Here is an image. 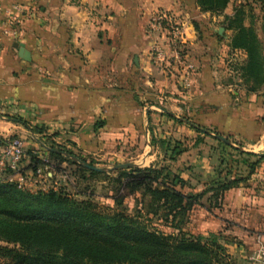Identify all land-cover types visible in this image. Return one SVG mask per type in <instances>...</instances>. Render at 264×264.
<instances>
[{
  "label": "crops",
  "instance_id": "crops-1",
  "mask_svg": "<svg viewBox=\"0 0 264 264\" xmlns=\"http://www.w3.org/2000/svg\"><path fill=\"white\" fill-rule=\"evenodd\" d=\"M14 6L29 15L23 13L10 28L15 36L2 22ZM158 11L177 18L187 48L180 62L158 63L151 54L156 38L147 24ZM232 13H202L196 0H0V117L11 116L8 107L2 112L4 105H19L20 118L47 131L87 128L93 135L88 143L99 150L112 142L157 149L150 133L188 138L195 134L185 123L189 120L231 135L235 145L230 146L262 154L264 118L255 98L264 99V86L246 94L220 78L223 71L238 75L235 69L246 58L244 51L229 47L231 31L222 21ZM255 30L261 37L260 27ZM14 45H22L28 61ZM234 57H240L239 67L233 66ZM97 121L102 124L94 130ZM19 130L21 125L0 118L1 136L14 137ZM257 243L264 244L258 240L254 247Z\"/></svg>",
  "mask_w": 264,
  "mask_h": 264
},
{
  "label": "trees",
  "instance_id": "trees-1",
  "mask_svg": "<svg viewBox=\"0 0 264 264\" xmlns=\"http://www.w3.org/2000/svg\"><path fill=\"white\" fill-rule=\"evenodd\" d=\"M242 2L244 5L234 7L232 15L225 16L222 24L231 31L230 49L245 52L244 63L235 69L239 89L256 94L264 86V0ZM230 3L231 0H196L199 11L211 15L223 14ZM254 8L262 16L261 37L255 30L256 17L251 14ZM7 120L33 133L45 131L20 117L8 116ZM185 123L196 134L194 144L200 142L201 136L211 137L220 146L212 175L205 179L200 192L184 193L193 177L183 179L180 173L189 172V168L180 171L168 166L119 169L106 178L113 184V207H101L90 196L75 199L63 189L30 195L0 185L1 264H239L228 256L219 234L193 235L183 231V226L203 198L207 210L220 207L225 193L239 188L257 172L264 163V153L243 152L222 141L219 133L189 120ZM150 135L151 145L163 155L169 154L171 162L185 152L178 140ZM52 150L47 151L49 159L76 165L62 156L64 152L73 156L70 151ZM28 161L27 168L32 171L41 166L31 153ZM76 167L84 178L87 175L89 179L100 180L106 176L81 164ZM136 194H140L141 208L136 204L134 214L130 215L123 207L124 202L129 197L136 202ZM141 210L172 232L166 234L146 223Z\"/></svg>",
  "mask_w": 264,
  "mask_h": 264
},
{
  "label": "rangeland",
  "instance_id": "rangeland-1",
  "mask_svg": "<svg viewBox=\"0 0 264 264\" xmlns=\"http://www.w3.org/2000/svg\"><path fill=\"white\" fill-rule=\"evenodd\" d=\"M242 1L243 0H231L227 8L228 11H232L239 3L244 5ZM166 13L172 17L170 13ZM251 14L256 17L255 27L259 29L261 25V13L258 9L254 8ZM175 18L174 16L173 19L175 20ZM175 22H177V20H175ZM147 29L149 30L148 24ZM155 38L159 45H164L165 37H158L156 35ZM186 49L185 45V49L183 50L184 54L187 51ZM240 61V57H234L233 66L239 67ZM220 78H222L223 83L233 85L237 89L238 87L240 88V80L235 73L229 76L223 71V73L220 74ZM255 101L258 105V112L263 113L262 117L264 118L263 96H256ZM18 107L21 106L18 105ZM9 115L21 117L19 116L20 114ZM100 123L101 121H97L94 130H98V125ZM262 124L264 125V119L262 120ZM72 129L75 131L76 128L72 126ZM85 129L87 128H84V131L73 132L71 129L64 130V127L59 128L54 126L52 129H49L48 132L46 129L44 131L45 133L43 132L45 135H42L41 133H33L22 126V130H19V134H11V136L14 135V137L21 138L27 142L25 149L26 153L21 163L23 170H28L29 161L27 152L29 151V153H31L32 149L38 151L35 148H38V146L41 148L40 144L49 148L70 151L73 156L66 154V152L62 153V156L68 158L76 165L82 164V159L84 161L83 164H91L93 167L102 170L106 176L100 180H93L89 179L87 175H85L84 178L82 174L77 173L76 165L69 163V161H55L50 159L51 161H49V165L46 167L47 171L51 172L52 177L57 175L56 180L60 181L58 183L59 188L63 189L65 193L74 196V198L78 200L90 196V199L101 207L114 206L112 200L114 195L113 184L106 178L112 177V174L119 170L118 166L128 165L132 168L154 167L157 169L168 166L179 168L180 171L189 168V172L184 171L180 173L183 179H188L189 176L193 177V180H190V188L184 189V193H198L202 190V184L205 179L212 175V168L216 165V157L219 155L220 151V146L217 142L212 140L211 137L203 138L200 136L202 140L200 139V142L198 140V142L194 144L196 134H194L195 136H189L190 138H183V135H180L178 141L181 147L185 149V152L177 158V161L171 162L168 160L169 154L163 155L155 148L139 149L138 144L133 143L124 144V142H112L111 145H107L106 149L99 150L98 148H93V144H91V142L88 143V138L93 135L88 134L89 132H86ZM223 134L224 135L221 136L227 139L228 142L220 138L222 141L226 142L228 145L234 144V141H232L230 137L231 135L227 136L228 134ZM155 135L159 137V134ZM32 136L35 137L39 143H35ZM241 187V191L232 190L230 194L226 193L227 195H224L220 207L218 208L209 207V210H207L206 207L208 204L206 198H203L201 205H196L192 209L188 221L183 226V231L190 234L193 232L194 235H198L201 230H208L207 234L204 236L217 233L221 236V242L225 246L228 256L238 261L239 264H251L248 258L252 256L256 249V246L254 247L255 241L261 240L264 242V170L261 171L258 169L247 182L241 185ZM240 196H243L244 199H241ZM135 197L137 198L136 202L134 197L126 198L124 202L123 207L130 215L134 214L136 204L138 208H141L139 204L140 194H136ZM247 209L254 212V215L251 213L248 215L249 212ZM141 213L144 215L143 210H141ZM238 216L240 219H237ZM143 218L146 223L166 234L172 232L168 226L158 221L155 217H146L144 215ZM245 222H249L247 228H243L242 226H245ZM215 228L217 231H214Z\"/></svg>",
  "mask_w": 264,
  "mask_h": 264
},
{
  "label": "built area",
  "instance_id": "built-area-1",
  "mask_svg": "<svg viewBox=\"0 0 264 264\" xmlns=\"http://www.w3.org/2000/svg\"><path fill=\"white\" fill-rule=\"evenodd\" d=\"M13 13H16V15H13ZM23 13L27 14L28 10L20 6H14L10 13H6L2 22L3 27L7 28V33L9 31L15 36L16 32L10 30V28H12L13 24H19L22 21L20 18L25 16ZM178 26L179 24L166 12L158 11L151 15L148 22L149 31L155 36L165 37L164 45L161 46L155 42L151 48V54L156 62L161 63L166 59H174L177 62L182 60L185 41L181 37ZM7 107H10L9 112L11 114H17L19 107L17 108L14 105H4L2 112ZM0 118L7 120L6 117ZM44 133L42 135H45ZM32 139L35 143H39L35 137L32 136ZM26 145L27 142L21 138L3 137L0 135V185L12 186L30 195L46 194L50 191L57 192L60 189L58 184L60 181L56 180L57 175L52 177L51 172L47 171L46 168L49 165V161H51L47 151L52 148L40 144L41 148L39 146L35 148L38 151L32 149L31 154L41 162V166L35 171L30 169L23 170L21 163L26 153ZM248 259L251 264H264V244L257 243L256 249Z\"/></svg>",
  "mask_w": 264,
  "mask_h": 264
},
{
  "label": "water",
  "instance_id": "water-1",
  "mask_svg": "<svg viewBox=\"0 0 264 264\" xmlns=\"http://www.w3.org/2000/svg\"><path fill=\"white\" fill-rule=\"evenodd\" d=\"M221 32H223V28H220L219 33H221ZM14 47L17 49V51L19 52V56H20L23 60H27V61L29 60V54L23 49L22 45H14ZM221 140H222V139H221ZM49 150H52V149H49ZM52 151H54V152H58V151H56V150H52ZM81 165H83L84 167H86V168H88V169H90V170H93V171H96V172H101V173H103L102 170L97 169V168H95V167H91V166H88V165H86V164H81ZM118 168H119V169H126V168H132V167H130V166H128V165H125V166H118Z\"/></svg>",
  "mask_w": 264,
  "mask_h": 264
}]
</instances>
